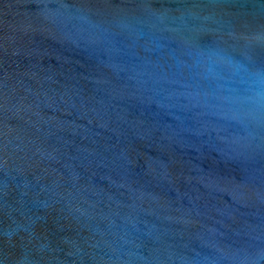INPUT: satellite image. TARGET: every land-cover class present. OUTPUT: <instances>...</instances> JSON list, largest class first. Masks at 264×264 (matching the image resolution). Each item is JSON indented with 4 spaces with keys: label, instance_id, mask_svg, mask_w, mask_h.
Returning <instances> with one entry per match:
<instances>
[{
    "label": "water",
    "instance_id": "water-1",
    "mask_svg": "<svg viewBox=\"0 0 264 264\" xmlns=\"http://www.w3.org/2000/svg\"><path fill=\"white\" fill-rule=\"evenodd\" d=\"M0 264H264V0H0Z\"/></svg>",
    "mask_w": 264,
    "mask_h": 264
}]
</instances>
